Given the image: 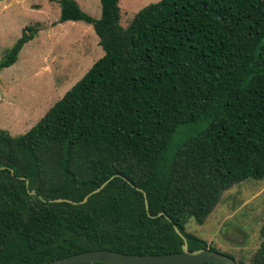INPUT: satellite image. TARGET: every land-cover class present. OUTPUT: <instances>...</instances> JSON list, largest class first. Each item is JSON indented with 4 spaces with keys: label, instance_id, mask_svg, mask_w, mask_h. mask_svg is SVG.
Returning a JSON list of instances; mask_svg holds the SVG:
<instances>
[{
    "label": "trees",
    "instance_id": "trees-1",
    "mask_svg": "<svg viewBox=\"0 0 264 264\" xmlns=\"http://www.w3.org/2000/svg\"><path fill=\"white\" fill-rule=\"evenodd\" d=\"M117 2L94 19L59 0L58 22L91 26L102 56L26 132L0 129V264L176 253L172 226L213 250L187 222L264 179V0H159L124 27ZM36 33L23 27L0 69ZM259 237L247 264H264V220Z\"/></svg>",
    "mask_w": 264,
    "mask_h": 264
},
{
    "label": "rangeland",
    "instance_id": "rangeland-1",
    "mask_svg": "<svg viewBox=\"0 0 264 264\" xmlns=\"http://www.w3.org/2000/svg\"><path fill=\"white\" fill-rule=\"evenodd\" d=\"M85 14L99 17L98 0H73ZM159 0H118L125 26L142 7ZM59 0H0V59L25 26L37 33L10 67L0 69V129L26 132L102 56L91 26L58 22ZM203 224L185 230L212 251L247 264L258 247L264 220V179L244 180L223 191Z\"/></svg>",
    "mask_w": 264,
    "mask_h": 264
},
{
    "label": "water",
    "instance_id": "water-1",
    "mask_svg": "<svg viewBox=\"0 0 264 264\" xmlns=\"http://www.w3.org/2000/svg\"><path fill=\"white\" fill-rule=\"evenodd\" d=\"M106 181L100 184L98 188L92 190L85 195L78 203H84L88 196L98 192ZM26 185V182H25ZM33 194V191H30ZM143 195V194H142ZM51 202L61 203L66 202L76 204L66 199H54ZM146 210V202L143 201ZM159 215V214H158ZM175 234L181 239L180 251L176 253L159 254V255H132L118 253L108 250H93L85 251L77 254H72L66 257L49 261L45 264H236L232 258L227 255L209 249H196L189 251L184 236L178 231L175 226H172Z\"/></svg>",
    "mask_w": 264,
    "mask_h": 264
}]
</instances>
